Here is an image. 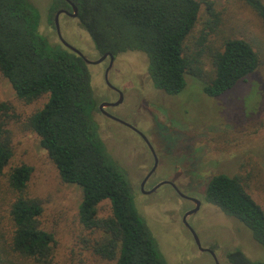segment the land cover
<instances>
[{"label":"trees","instance_id":"1","mask_svg":"<svg viewBox=\"0 0 264 264\" xmlns=\"http://www.w3.org/2000/svg\"><path fill=\"white\" fill-rule=\"evenodd\" d=\"M70 1L78 9L77 25L89 33L100 56L141 53L152 85L168 95L182 92L188 75L202 82L206 95L219 97L264 66L263 53L251 40L226 31L225 11L217 2L227 0ZM240 1L264 25V0ZM64 7L67 0L51 6L53 27ZM40 24L41 13L30 0H0V74L23 104L46 98L24 120L62 180L82 189L79 220L89 235L84 247L111 264H168L137 208L127 169L102 137L89 63L61 42H51ZM13 116V104L0 102V264H55V236L42 226L41 200L28 191L33 167L10 166L7 126ZM249 186L241 173H220L209 181L205 198L239 220L264 248V207ZM104 202L110 212L102 216ZM228 258L234 264H264L239 250Z\"/></svg>","mask_w":264,"mask_h":264},{"label":"rangeland","instance_id":"2","mask_svg":"<svg viewBox=\"0 0 264 264\" xmlns=\"http://www.w3.org/2000/svg\"><path fill=\"white\" fill-rule=\"evenodd\" d=\"M30 1L41 13V32L46 33L51 42H61L56 28L48 21L50 8L56 0ZM217 3L225 11L226 31L251 40L264 57L261 20L240 0ZM205 17L202 12V20ZM59 22L67 42L90 60L101 57L89 33L77 25L76 18L61 14ZM117 60L130 69L115 63L109 81L122 89L125 104L136 99V107L140 110L136 123L152 141L159 159V166L146 188H152L182 170L178 182L186 185L189 181L187 189L204 198L200 210L188 218L202 246L212 243L223 264H234L227 261L226 255L236 250L243 252L253 263L264 262V248L254 240L251 231L204 196L213 176L241 173L248 177L250 192L264 207V66L219 97L206 95L202 82L188 75L182 92L171 96L150 84L141 53L129 52ZM108 64L109 60L88 64L94 95L101 103L117 97L105 79ZM118 72L123 75L119 77ZM135 84L141 88L140 97L138 90L130 91ZM45 101L46 98H42L31 105L23 104L11 84L0 74V102L12 103L15 108V116L7 126L13 146L10 166L27 163L33 167L28 191L41 200L42 226L55 236V264H111L93 257L84 247L83 240L89 235L79 220L81 187L62 180L39 137L25 123L27 115L43 106ZM113 109L118 111V108ZM96 117L110 153L129 173L137 208L157 238L168 264H214L212 256L200 250L183 221L193 203L168 183L161 184L151 194L140 190L147 168L154 164L143 139L116 121L104 122L101 115ZM185 154H191L195 163H185L181 159ZM1 180L6 182V177ZM179 190L192 195L182 187ZM109 209V204L104 202L100 206V215L108 214Z\"/></svg>","mask_w":264,"mask_h":264},{"label":"flooded vegetation","instance_id":"3","mask_svg":"<svg viewBox=\"0 0 264 264\" xmlns=\"http://www.w3.org/2000/svg\"><path fill=\"white\" fill-rule=\"evenodd\" d=\"M67 2H68V7L60 8L59 10H63V12L61 14H64V15H66L68 17H71V18H75V17H72L69 13H67V11L72 13L71 1H67ZM55 17H56V15H55ZM105 60H109V64H108V66H107V68L105 70V79H106V82H107L109 88H111L116 93L117 97L115 99H109V100L103 102V103H109V105H105L102 108H100V105L102 103L99 102V106H98L99 112L96 113V116L97 115H101L105 119L104 122L108 121V120L116 121L117 123H120V124L128 127L129 129H131L132 131H134L136 134H138L143 139V142H144L145 146H147V148L151 152V155L154 158V164L151 165V167L147 168L148 171H146L147 173L144 174V177L142 178L141 183H140V190L144 194H151L152 192L156 191V189H158V187H159L158 185L160 184L159 183L158 185H156V186H154L152 188L150 187L149 189L146 188V186H147L148 182L150 181L152 175L156 172V170H157V168L159 166V159H158V156H157L156 148L154 147L152 141L150 139H148V137L138 128V124L136 123L135 118L138 117V115H139L138 111H140V110H138V108L136 107V99L135 100H130L129 102H127L125 104V94L122 91V89L121 88L119 89V88L113 86L111 84V82L109 81V73H110L111 69L114 67L115 63L118 62L117 57L114 56V62L112 64L110 63V58L109 57L106 58ZM118 65L123 67V68L127 67V65L122 64V63L121 64L119 63ZM127 68L130 69L129 67H127ZM107 72H108V74H107L108 78H106V73ZM120 75H123V74L119 73V77H120ZM107 79H108V81H107ZM150 84L152 85L151 81H150ZM138 86H139L138 84L133 85V87L130 88V89H132L130 91H133L135 89H136V91L138 90V94H139V97H140L142 93H141V88H138ZM123 104L126 105L125 108H123ZM113 108H118V111L116 112ZM113 111H115V112H113ZM129 119H131V120H129ZM99 125H100V122H99ZM100 131H101V128H100ZM139 131L142 132V133H140ZM144 136L148 139L149 143L152 145L153 150L151 149L149 143L146 141ZM181 159H184L183 161L185 163H195V160L193 159L191 154H187V155L185 154V155L182 156ZM153 168H154V170H153ZM182 172H183L182 170H177L174 173V176L171 177L170 179L166 180V181H167L168 184H171L182 197H185V198L189 199L193 203L192 209L190 211H188L187 213L191 212L194 209H197L195 212L190 213L187 216H186V214H187L186 213L184 215V217L186 219H184V217H183V221H184L185 225L190 229V231L192 232L193 237L195 239L194 233L196 235H197V233L195 232V229L188 223V218L191 215L196 214L200 210V208L202 207L204 198L197 197V195H195L190 189H187L188 186H189V181H187L188 183L186 185L180 184L178 182V177L182 175ZM144 180H145V183H144V185L142 187V183H143ZM179 187H182L185 190H188L192 195L188 196V195L182 193L179 190ZM154 188H156V189L153 190ZM150 191H152V192H150ZM197 201H199V203H197ZM215 207H217V206H215ZM199 240H200V238H199ZM195 242H196V239H195ZM200 243H201V240H200ZM196 244H197V242H196ZM201 247H202V249L199 247L201 251L207 252V253H209L212 256V260L214 261V264H218L216 259L218 260V262L220 264H223V262L220 260L219 255L216 252V248L214 247V245L212 243L209 246H206V247H203L202 244H201ZM203 249H205V250H203ZM211 251H213L215 253L216 257L212 254ZM226 259H227V261H229L228 255H226ZM229 262L232 263L231 261H229Z\"/></svg>","mask_w":264,"mask_h":264},{"label":"water","instance_id":"4","mask_svg":"<svg viewBox=\"0 0 264 264\" xmlns=\"http://www.w3.org/2000/svg\"><path fill=\"white\" fill-rule=\"evenodd\" d=\"M67 1H70V0H67ZM71 5H72V13H70V12H68V11H67V13H69L72 17H77V15H78V9H77V7H76L72 2H71ZM62 12H63V10H59V11L56 13V17H55V27H56V32H57V35H58L60 41L62 42V44H63L64 46H66V47L72 49L73 51H75V52H76L77 54H79L81 57H83L87 63H101V62H103L106 58L109 57V58H110V63L112 64V63L114 62V55H112V54H104V55H102L99 59L93 61V60L88 59V58L82 53V51H80L78 48L74 47L73 45H71L69 42H67V41L64 39V37H63V35H62V32H61L60 22H59V16L61 15ZM65 12H66V11H65ZM107 74H108V72L106 73V78H108V75H107ZM107 81H108V79H107ZM105 105H109V103H102V104L100 105V108H102V107L105 106ZM139 132H140V131H139ZM140 133H142V132H140ZM144 137H145V136H144ZM145 139H146V141L149 143V141H148V139H147L146 137H145ZM149 145H150L151 149L153 150L152 145H151L150 143H149ZM153 170H154V168H153ZM144 183H145V180H144L143 183H142V187H143ZM163 183H167V181H164V182L160 183L158 186H160V185L163 184ZM158 186H157V187H158ZM157 187H156V188H157ZM156 188H154L153 190H155ZM153 190H152V191H153ZM152 191H150V192H152ZM197 203H199V201H197ZM196 210H197V209L192 210L191 212L187 213L186 216L189 215L190 213L195 212ZM184 219H186V218L184 217ZM194 235H195V239H196L197 244H198L199 247L202 249V247H201V243H200V240H199L198 236H197L195 233H194ZM203 250H205V249H203ZM211 252H212V254L216 257L215 253H214L213 251H211ZM216 261H217L218 264H220V263L218 262L217 259H216Z\"/></svg>","mask_w":264,"mask_h":264}]
</instances>
